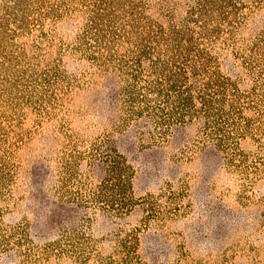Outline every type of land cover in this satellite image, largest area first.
<instances>
[{"label":"rangeland","instance_id":"obj_1","mask_svg":"<svg viewBox=\"0 0 264 264\" xmlns=\"http://www.w3.org/2000/svg\"><path fill=\"white\" fill-rule=\"evenodd\" d=\"M18 1L0 0V264H264V0H240L205 45L246 134L236 115L219 134L131 116L123 75L84 35L98 0ZM135 1L163 24L194 7ZM115 152L131 168L121 214L98 196Z\"/></svg>","mask_w":264,"mask_h":264},{"label":"trees","instance_id":"obj_2","mask_svg":"<svg viewBox=\"0 0 264 264\" xmlns=\"http://www.w3.org/2000/svg\"><path fill=\"white\" fill-rule=\"evenodd\" d=\"M239 2L194 0V7L178 23L159 12L168 19L163 24L145 14L150 5L144 1L98 0L84 35L91 32L95 45L109 53L102 65L113 66L123 75L122 94L131 116L148 117L165 129L202 119L204 129L219 134L236 115L246 120V134L250 119L242 116L238 85L221 72L217 57L205 47L220 39L222 22ZM124 45L121 54L118 48ZM91 56L99 59L97 54ZM217 145L223 150L224 140L219 138ZM110 158L105 193L99 190L98 196L108 202L109 211L121 214L133 206L131 168L117 152ZM120 244L128 245L126 240Z\"/></svg>","mask_w":264,"mask_h":264}]
</instances>
